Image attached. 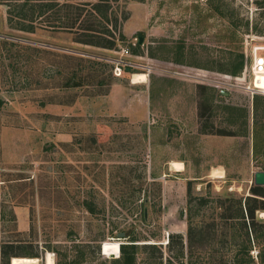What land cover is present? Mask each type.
Here are the masks:
<instances>
[{"label":"rangeland","instance_id":"1","mask_svg":"<svg viewBox=\"0 0 264 264\" xmlns=\"http://www.w3.org/2000/svg\"><path fill=\"white\" fill-rule=\"evenodd\" d=\"M100 1L108 21L91 17ZM260 1L0 0V264L48 252L54 264H116L130 236L136 264H167L180 239L184 264H232L241 239L188 256L186 238L264 171L249 58L238 77L214 71L264 47ZM88 24L110 48L80 42Z\"/></svg>","mask_w":264,"mask_h":264},{"label":"trees","instance_id":"2","mask_svg":"<svg viewBox=\"0 0 264 264\" xmlns=\"http://www.w3.org/2000/svg\"><path fill=\"white\" fill-rule=\"evenodd\" d=\"M259 4L264 5V1H260ZM49 6L58 7L61 5H59L57 2H52V4H50ZM63 6L70 9L71 16L73 14V10L77 9L74 8L72 4H64ZM84 6H88V3L81 6L80 11L84 9ZM110 8L111 7L109 6V3L105 4L104 1H100V3L91 6V17H94L96 19L104 18V20L108 21L110 16ZM41 12L42 10H39V13ZM216 13L220 14V11L217 10ZM78 17L79 15L75 16L74 19H71L72 25L76 23ZM84 30L87 31V33L82 35V39H80L81 43L90 44L97 47H111L112 43H110L109 41L107 42L109 44H104L106 39L102 43V41L98 42L102 40V38L96 37L98 40L94 41V35L98 33H96L95 30H92V25L88 24V26ZM90 31L93 33H90ZM234 54L230 53L229 57L226 60V63L220 68L214 69V71L228 74L232 77H238L242 73L244 68V57L243 53L241 52ZM259 99H261V97L259 96L253 98L254 112L257 111ZM229 109H231L230 111H232V108ZM189 204L191 205V201L188 202V206ZM205 204L206 200L200 199L198 203L199 207ZM217 208L220 212L215 211L211 213L209 222L199 223L195 227L188 228L189 231L186 238L188 244V256H192L193 245H196L195 248L198 251L199 248H204L205 244H207V242L211 240L217 241V243H215L217 244V249L215 250V252L217 253L219 252V248H223L225 244H227L228 237H231L234 242L236 239H241V244L239 245L238 249H236L232 258V264H264V219L257 221L256 217L257 211H259L260 213H264V186L253 185L250 189L249 196H246L244 199L241 198L238 201L232 199L220 201V205ZM89 209L91 210V208ZM188 212L190 213V209L188 210ZM230 231L232 232V234H230ZM136 242L137 239L130 236L128 244L119 243L114 245L117 250L116 257L119 256V258L114 262L116 264H136V254L139 249V245H136ZM169 243L170 242H168V244ZM177 245H180L179 248L177 249L172 259L167 260V264H177L178 261L180 262V264H184L183 261L186 256L184 255V244L181 239ZM155 246L156 245L154 244H146L141 248L154 249ZM253 247L257 248V262L250 255ZM26 257L38 258V256L36 255H27ZM214 263L227 264L226 261H223L222 259L216 260ZM188 264L196 263L189 261Z\"/></svg>","mask_w":264,"mask_h":264},{"label":"bare ground","instance_id":"3","mask_svg":"<svg viewBox=\"0 0 264 264\" xmlns=\"http://www.w3.org/2000/svg\"><path fill=\"white\" fill-rule=\"evenodd\" d=\"M146 79L145 74H136L131 77V83H142ZM254 85L257 88L264 89V73H258L255 75L254 78ZM171 167L174 171H178L182 169V164L177 162H172ZM264 216V213H262ZM41 260H39L36 257H13L11 258L10 264H38ZM44 264H54L52 254L46 253V255L43 258Z\"/></svg>","mask_w":264,"mask_h":264},{"label":"built area","instance_id":"4","mask_svg":"<svg viewBox=\"0 0 264 264\" xmlns=\"http://www.w3.org/2000/svg\"><path fill=\"white\" fill-rule=\"evenodd\" d=\"M249 58V63H245V70L248 69V72L250 71L251 74H253V77L255 78L256 74L264 73V47L262 46H254L250 49L249 54H244V60L246 61ZM115 76L120 75V68L115 67ZM254 78L252 81V91L259 92L264 94V89H260L255 87L254 85Z\"/></svg>","mask_w":264,"mask_h":264},{"label":"water","instance_id":"5","mask_svg":"<svg viewBox=\"0 0 264 264\" xmlns=\"http://www.w3.org/2000/svg\"><path fill=\"white\" fill-rule=\"evenodd\" d=\"M253 183L255 186H264V171H259L254 173ZM118 237H124V236L123 234H119Z\"/></svg>","mask_w":264,"mask_h":264},{"label":"crops","instance_id":"6","mask_svg":"<svg viewBox=\"0 0 264 264\" xmlns=\"http://www.w3.org/2000/svg\"><path fill=\"white\" fill-rule=\"evenodd\" d=\"M172 162H177V163H182V162H179V161H170V162H167V166L169 167V168H167L168 169V171L169 170H172L173 172H175V173H181L182 172V169L181 170H178V171H174L173 169H172V167H171V163ZM120 255V254H119ZM23 257H25V256H23ZM119 258V256L115 259V260H117Z\"/></svg>","mask_w":264,"mask_h":264}]
</instances>
